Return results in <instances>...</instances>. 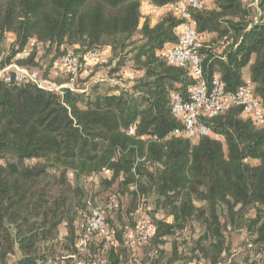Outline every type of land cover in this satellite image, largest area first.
<instances>
[{
    "label": "trees",
    "instance_id": "trees-1",
    "mask_svg": "<svg viewBox=\"0 0 264 264\" xmlns=\"http://www.w3.org/2000/svg\"><path fill=\"white\" fill-rule=\"evenodd\" d=\"M146 1L161 14L144 15ZM201 1L191 12L204 79L236 93L249 70L264 107V0L259 20L247 0ZM180 2L0 0V71L18 65L44 80L59 64L54 82L71 84L0 78V264H264V129L231 105L201 119L210 136L175 134L184 126L172 94L187 99L198 83L165 56L182 21L160 9ZM102 69L114 83L92 81ZM99 209L107 233L84 252L83 224Z\"/></svg>",
    "mask_w": 264,
    "mask_h": 264
},
{
    "label": "built area",
    "instance_id": "built-area-1",
    "mask_svg": "<svg viewBox=\"0 0 264 264\" xmlns=\"http://www.w3.org/2000/svg\"><path fill=\"white\" fill-rule=\"evenodd\" d=\"M204 5L201 0H181L179 4H171L160 9L162 13L170 11L176 14L182 21L178 43L167 51L166 60L170 65L187 69L190 75L198 81L187 99L180 93L172 94V112L183 122L184 126L183 129L176 130L175 134L190 139L198 136H210L212 134L210 129L201 122V119L214 118L231 105L241 107L244 118L253 119L260 128L264 129V107L259 99L251 95V85L247 84L236 93H227L219 77L214 78L211 84L203 77L204 56L201 53L203 42L191 10L202 9ZM97 56L98 53H89L90 58H96ZM62 62L73 75L72 81H74L79 71V59L74 52L70 51L63 57ZM15 68L17 81H31L40 88L46 89V82L41 79L37 71L28 70L27 68L22 69L18 66H15ZM7 80L10 81V78L8 77ZM131 133H135V129H132ZM151 229V225L142 229L138 235L139 240L146 241ZM106 233V210H96L83 224V235L77 246L85 252L92 236H102ZM40 264L55 263L53 260H45ZM77 264H106V262L105 260H99L98 262L89 261L84 263L77 260Z\"/></svg>",
    "mask_w": 264,
    "mask_h": 264
},
{
    "label": "rangeland",
    "instance_id": "rangeland-1",
    "mask_svg": "<svg viewBox=\"0 0 264 264\" xmlns=\"http://www.w3.org/2000/svg\"><path fill=\"white\" fill-rule=\"evenodd\" d=\"M252 2H255V0H247V3L248 4H251ZM258 7L260 8V4H259ZM260 10H261V12H263L262 8H260ZM45 50H46L45 48H43V47L41 48V51H40V54H39V58H40L39 66L36 67V68L41 69L43 71L44 75H45L46 71L53 65L51 63L52 62V59H51L52 58V55L49 54V53H46ZM15 66H18V65H11V66L7 67L5 69L6 71H1L0 72V74H1L0 76H2L3 74L6 75L7 73H10V72H15L16 71ZM18 67H20V66H18ZM52 67L53 68H50V77L48 79H46L45 76H44V81L46 82V84H45L46 89L57 90L58 91L61 88L70 86L71 84L57 85L54 82L53 79L55 77H58V75H60L62 73V69L59 67V64L55 68H54V66H52ZM61 67H62V65H61ZM20 68H22V67H20ZM22 69H24V68H22ZM60 70H61V72H60ZM92 70L94 71V69H92ZM90 71L91 70L86 69L85 72H83L82 78L83 79H86V77H88ZM103 79L109 81L110 83H114V81H112V80L109 79V77L107 75V72L105 70H103V69L102 70H99L97 72V74L94 76V79L92 81H95V80H103Z\"/></svg>",
    "mask_w": 264,
    "mask_h": 264
},
{
    "label": "crops",
    "instance_id": "crops-1",
    "mask_svg": "<svg viewBox=\"0 0 264 264\" xmlns=\"http://www.w3.org/2000/svg\"><path fill=\"white\" fill-rule=\"evenodd\" d=\"M260 1L261 0H255V2H252L251 4H248L255 11L254 17H255L256 20H259V18L262 16V12H261L260 8L258 7ZM143 13L146 16H150L151 15L152 17H154V16L157 17L158 15L161 14L158 11H154V10L151 9V5H150L149 1H146L144 3ZM244 81H245L246 84L251 85V83H250L251 82V77H250L249 70H245Z\"/></svg>",
    "mask_w": 264,
    "mask_h": 264
}]
</instances>
